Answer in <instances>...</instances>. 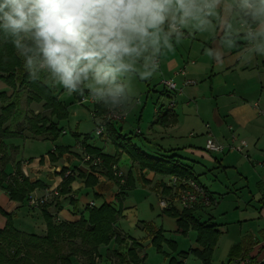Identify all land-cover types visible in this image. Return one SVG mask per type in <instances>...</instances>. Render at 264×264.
Instances as JSON below:
<instances>
[{"label":"crops","instance_id":"crops-1","mask_svg":"<svg viewBox=\"0 0 264 264\" xmlns=\"http://www.w3.org/2000/svg\"><path fill=\"white\" fill-rule=\"evenodd\" d=\"M196 5L198 10L195 17L182 19L180 13L169 15L160 26L159 43L155 46L149 45L146 51L151 65L154 57L158 59V65H152L156 69L155 74L149 73L147 76L154 85L169 78L174 79L179 86L184 79L195 81L194 85L183 87L179 94L165 93L162 88L159 94L165 96L163 101L169 102L172 99L175 105L171 112H155V119L146 127L147 133L139 127L144 122L143 109L140 108L138 115L134 116L137 128L129 131L133 133L134 129L133 135L122 133L128 116L132 113L129 112L123 122L106 128L105 135L100 138L102 143L89 142L88 139L93 138L92 133L75 132V138L79 139H75L74 145H59V141L55 139L52 141L54 150L26 160L24 155L18 154L20 140L37 142L45 139L20 130L22 113L18 101L21 92L25 90L16 93L0 81V92L6 93L5 104L15 103L7 123L8 129L18 132L16 136L1 139L4 153L8 157L4 172L11 174L17 167L23 177L30 182H38V187L30 194L36 198L48 194L45 204L54 220L72 222L86 214V206L95 200L90 198L86 201L83 198L85 202L82 201L77 194L82 189L85 191V198L94 194L101 200L99 204L106 202L114 206L117 205L116 196L123 193L121 216L115 223L120 242L112 239L109 244L100 245L93 264H147V256L156 249L152 239L158 231H161L164 239L161 243V250L165 255L162 260L169 262L173 258L176 264H184L186 256L191 254L184 253L202 248L196 242V232L189 228L182 233L176 223L177 218L170 216L168 211L180 213L190 209L195 219L214 225L221 236V230L214 221L215 214L211 213V209L219 206L220 200L212 195L207 185L197 176H193L194 173L207 179V176L212 177V173L216 172V176L212 177L216 180L210 185L216 184L225 189L228 194L223 195L222 199L229 198L234 193L240 199L241 205L232 204L231 207L240 209L244 205L243 210L256 211L250 213L246 222L264 221V115H259L252 106L256 101L259 104L264 103V55L258 51L264 40L259 36V24L251 16L249 20L244 18L247 11L242 8L239 0H196ZM171 21L180 26V32L168 28ZM247 24L253 28L251 35L247 32ZM180 69L184 70V74L179 73ZM41 79L53 88L54 94L61 101L59 92H55L54 84L48 77L41 73ZM116 84L120 86L119 82ZM123 96L128 109L129 97L124 88ZM159 99L158 97L157 102ZM163 103L159 106H163ZM38 112L36 110L34 113ZM94 112L96 114V108ZM103 114L104 112L93 118L94 125L100 122ZM60 122L58 126L62 127ZM77 128L76 126V130ZM137 130L139 133H136ZM207 132L211 133L215 141L224 145H238L240 141H244L247 146L241 153L227 150L221 154L208 152L204 148ZM64 134L66 133L63 129L61 135ZM118 135H127L131 142L145 152L167 154L165 151L171 150L169 154L178 156L180 163L188 167L202 186L205 198L199 197V202L192 208H182L175 199L180 188L178 185H171V175L157 173L148 168L141 169L126 153H122L115 164V171L121 178L119 182L100 175L98 171L91 172L89 165L82 161V156L86 153L84 146L113 155L116 151L113 139ZM61 148H65V151L58 155ZM229 170L232 171L231 174ZM89 173H93L98 181L92 187H85L80 174ZM68 175L73 178L69 184L70 192L57 196L54 192H57ZM5 186L4 183L0 188V209L11 214L13 225L21 232L44 235L46 228L42 207H31L26 200H10ZM128 194H137L138 197L131 200L128 199ZM166 197L172 198L170 206L165 209L158 207V199ZM70 200L76 202L75 207ZM139 205L148 210L146 217L136 214ZM5 222L6 218L0 212V228ZM249 233L251 236L248 239H242L231 246L226 264H234L240 258L249 259V264H264V228H259L257 232L250 229ZM180 236L191 237L192 242L186 251H178ZM131 245L134 247L137 262H133L127 255ZM175 253L179 256L178 259L174 256ZM192 256L198 258L193 254ZM83 262L81 258H72V264Z\"/></svg>","mask_w":264,"mask_h":264},{"label":"trees","instance_id":"trees-1","mask_svg":"<svg viewBox=\"0 0 264 264\" xmlns=\"http://www.w3.org/2000/svg\"><path fill=\"white\" fill-rule=\"evenodd\" d=\"M244 18L249 20L250 15L247 13ZM249 24L253 25V23ZM0 81L16 93L25 90L28 103L41 104L43 111L27 118L26 129L31 134L51 141L61 135L63 128L58 126V122L67 118L66 106L54 94L53 88L45 84L41 78L35 81L30 78L29 73L24 68V59L10 42H5L3 39H0ZM115 83L118 82L115 81ZM86 93L92 95V92L84 88L83 94H73L80 100ZM5 101L6 93L1 91L0 188L5 183L4 189L7 191L10 200H26L27 203L28 195L35 187H38L39 183L30 182L23 177L17 167L11 174L4 172L8 157L4 153V144L1 139L16 136L18 133L9 130L7 126L14 111L15 103L5 104ZM122 103L123 106L127 104L124 96L122 97ZM111 105V103H106L104 100L95 103V117L105 112L107 107ZM23 129L20 127L21 131ZM113 142L116 147L113 155L103 154L99 149L84 146L86 154L99 156L102 159L99 166H89L91 172L98 171L100 175L116 183L119 182L121 178L113 174L112 167L115 166L119 155L125 152L129 155L131 161L141 169L148 168L164 175H177L195 180L188 167L180 163L178 156L169 154L171 150L165 151L167 154L157 151L153 153L145 152L131 142L130 137L127 135L115 136ZM64 151L65 148H61L58 155ZM80 177L84 179L85 187H92L98 181L93 173L80 174ZM72 179L69 175L65 177L57 190V196L70 192L69 184ZM119 195L116 196V206L106 202L96 206L87 205L85 208L86 214L81 215L78 220L72 222L54 220L44 203L45 205L39 206L42 207L41 212L45 222L46 233L44 235L21 232L13 225L11 214L0 209V212L6 218L5 225L0 228V264H72V258L74 257L81 258L84 261L83 264H93L100 245H107L112 239L120 242L119 234L115 229V223L121 216L122 211L120 203L123 193L121 192ZM70 203L73 207L76 206L74 200H70ZM55 205H57V202ZM167 213L177 218L176 223L182 233H185L189 228L196 232V242L202 249H192L184 254L191 253L195 255L201 260V264H212V252L219 237V231L215 226L199 222L193 217L190 209L183 210L180 213L176 211H168ZM163 240L161 231H158L152 239V244L158 252L162 251L161 243ZM127 255L133 262H137L132 245L128 248ZM169 264H176L173 258H170Z\"/></svg>","mask_w":264,"mask_h":264},{"label":"clouds","instance_id":"clouds-1","mask_svg":"<svg viewBox=\"0 0 264 264\" xmlns=\"http://www.w3.org/2000/svg\"><path fill=\"white\" fill-rule=\"evenodd\" d=\"M241 6L264 40V0ZM197 10L196 0H0V39L14 46L32 80L43 73L69 94H83L84 85L94 99L116 105L123 92L117 76L159 43L169 15L186 19ZM258 51L264 55V44Z\"/></svg>","mask_w":264,"mask_h":264},{"label":"rangeland","instance_id":"rangeland-1","mask_svg":"<svg viewBox=\"0 0 264 264\" xmlns=\"http://www.w3.org/2000/svg\"><path fill=\"white\" fill-rule=\"evenodd\" d=\"M146 55H147L146 51H142L139 56L135 57L133 61V67L130 68L127 73L117 76V81L120 83V86L124 88V91L129 97L128 109L126 106H123L126 107V115L128 116L129 112H132L129 114L127 124L122 132L128 135H133L134 129L137 128V121L135 120L134 116L138 115L140 108L143 109L144 122H142V124H140L139 127L141 130H143V132L147 133L146 127L149 126V124L155 119V115H156L155 112L159 107V104L164 102L163 103L164 105L162 106L164 107L168 103L167 101H163L165 96L159 94L160 91L162 90V84L159 83L157 85L156 84L154 85L152 80L147 78L148 74L154 73L156 69L152 67L151 60ZM142 74L145 75L142 76ZM1 86L2 84L0 83V89ZM82 86L87 91L92 92L91 89L85 87L84 85ZM54 87H55V92L57 93L59 92L60 99L64 103L68 111L67 118L61 120L60 122V125L63 127L66 134L58 136L57 138V140L59 141L58 144L74 145L75 139H79V138H75L74 136L75 132H78L79 134L92 133L93 138L88 139V141L102 143L100 141L101 137L96 136L94 133V129L96 128V125H94L92 118V112H94L95 109L94 104L88 102L81 104L78 101L79 99H77L73 93L69 94L65 89H62L63 88L62 86L54 85ZM25 92L26 91L21 92L18 101L20 106L19 110H21L22 113V115L20 116L22 117L20 121L22 126L20 127L24 128L22 131L30 133L26 129L27 118L35 114L34 112L36 110H39V112L43 111V108L41 107V104H37L35 102L28 103L26 100ZM88 95H89L88 93L84 94L85 97H87ZM121 95L123 97V92ZM122 97H121V102H122ZM158 97L160 98L158 101L159 103L157 102ZM76 126L78 127L77 130H76ZM131 128H134L132 129L133 133L129 132ZM105 132L106 131L104 130V133ZM52 149L54 150L55 148L51 140H43V141L35 142L32 140L23 141L22 139L20 140L18 154L19 156L24 155V157H26V160H29L30 157H37L40 154L44 155L48 153L49 150ZM229 173L231 174L232 171L229 170ZM212 174H213L212 177L214 178L217 173L213 172ZM193 176L194 177L197 176V178H199L201 182L207 185V189L212 192V195L218 197L219 199L217 198V200H220L219 206L217 208L211 209V213L213 212L215 214L214 221H216L215 222L216 225L221 230V236H219L217 245L213 252L212 263L226 264V262L229 259L228 254H229V250L231 249V246L242 239H248L249 236H251L249 233L250 229H253L255 230V232H257L259 228H264V221L260 223H258L257 221L246 222L250 213L253 212L256 213V211H252L251 209L243 210L244 205H242L240 209L231 207L232 204L233 206L238 204L241 205L240 199L235 197L233 195L234 193H231L229 198L222 199V196L228 193H226L224 188L217 186L216 184H212L213 186H211L210 183L216 180L213 179L211 176H207L208 177L207 179H205L202 176H198L195 173L193 174ZM163 177L169 178V176H163ZM77 194L78 197H80L84 202L86 199H90V198H93L95 200V202H93L95 205L96 204L98 205L99 202H101L98 196L94 194H90V196L85 198L84 189L80 190ZM137 197H138L137 194H128V199L132 200ZM159 200L160 199H158V203ZM227 206L231 208H228ZM147 212L148 210L144 208V206L139 205L136 214L139 216L146 217ZM127 232L131 234V232L129 231ZM178 241H179L178 251L188 250L190 243L192 242L191 237L187 238L182 236L178 238ZM156 256H158V258ZM164 256L165 255L162 251L156 252V249L155 250L153 249L152 251H150L149 255L147 256L148 258L147 264H169L168 260L165 261L162 260ZM174 256L177 259L179 258V256L176 255V253L174 254ZM186 257L187 258L186 261H184V264H195V262H198V264H200V260L192 256V254H189Z\"/></svg>","mask_w":264,"mask_h":264},{"label":"built area","instance_id":"built-area-1","mask_svg":"<svg viewBox=\"0 0 264 264\" xmlns=\"http://www.w3.org/2000/svg\"><path fill=\"white\" fill-rule=\"evenodd\" d=\"M240 3H242V0H239ZM206 8V5L203 6ZM168 28L172 29L175 32H180L181 28L180 26L175 22L171 21L168 23ZM253 31V28L247 24V32L249 35H251ZM152 65L156 67L158 65V59L153 58L152 60ZM180 74H184V70L180 69L179 70ZM162 88L165 93H175L179 94L182 91V88L185 86H191L195 84L194 80L191 79H184L182 85H178L174 79L169 78V79H164L161 81ZM121 97L118 98V104L116 105H111L109 106L104 114L100 116V122L96 124V128L94 129V133L98 137H102L104 135V130L109 125H112L114 123H120L125 120L126 117V112L124 110L123 104L121 102ZM101 100L94 99L93 95H88L87 97L82 96L79 100V103L84 104V103H91L95 104L100 102ZM175 102L171 99L164 107L159 106L156 110L158 113L161 110L171 112L172 109L174 108ZM253 108L256 110V112L259 115H264V103L259 104L257 101L253 102L252 104ZM92 118H95V112H92ZM137 133H139V130H137ZM193 135V133H191ZM206 140L204 144V148L206 151L211 152V153H223L225 150L227 151H235V152H243L244 148L247 146L244 141H240L238 145L235 144H227L224 145L222 143H219L215 141L211 135L210 132L206 133ZM234 139V137H233ZM82 161L87 163L89 166H99L102 162V159L99 156H91L89 154H84L82 157ZM113 174L115 176H120L117 171H115V166L112 167ZM169 182L171 185H178L180 190L176 194L175 199L181 204L182 208H192L194 207L195 204L199 202V197L205 198V192L202 188V186L194 179L189 178V177H179L177 175H171L169 178ZM54 194H57V192H54ZM48 200V194H44L40 198L34 197L32 194L28 195V205L31 207H39L46 203ZM172 198H161L159 200V207L162 209H165L170 206ZM89 206H94L93 202H90L88 204ZM206 205H208V202H206ZM234 264H249V259L247 258H240L235 261Z\"/></svg>","mask_w":264,"mask_h":264},{"label":"bare ground","instance_id":"bare-ground-1","mask_svg":"<svg viewBox=\"0 0 264 264\" xmlns=\"http://www.w3.org/2000/svg\"><path fill=\"white\" fill-rule=\"evenodd\" d=\"M163 91H164V90H163ZM165 113H166V111H165ZM167 113H168V111H167ZM136 133H137V132H136ZM84 154H85V153H84ZM84 154H83V155H84ZM82 157H83V156H82Z\"/></svg>","mask_w":264,"mask_h":264}]
</instances>
